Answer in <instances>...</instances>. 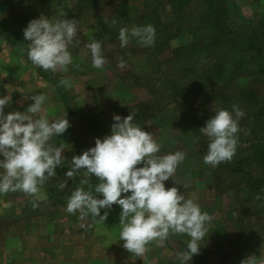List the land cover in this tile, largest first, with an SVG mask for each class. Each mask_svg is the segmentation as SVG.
I'll return each mask as SVG.
<instances>
[{
  "label": "rangeland",
  "instance_id": "obj_1",
  "mask_svg": "<svg viewBox=\"0 0 264 264\" xmlns=\"http://www.w3.org/2000/svg\"><path fill=\"white\" fill-rule=\"evenodd\" d=\"M252 5L244 0H0L3 88L21 82L26 86L24 81L30 86L41 80L55 83L49 86L50 97L66 99L70 114L77 109L85 115L70 122L80 132V154L86 146H95L97 138L111 134L114 115L130 114L162 145L157 155L186 153L165 185L177 187L211 217L200 253L191 264H241L249 255L264 253V18L251 15L252 9H240ZM41 15L77 23L78 35L68 47L72 63L55 72L34 66L27 58L29 42L23 29ZM146 25L155 29L151 46L130 37L121 47V28ZM93 39L101 43L106 60L100 69L92 66L87 48ZM121 61L124 67L119 66ZM233 105L244 113L238 121L235 155L212 167L203 160L209 140L200 129L217 110L231 111ZM89 136L91 143L86 140ZM63 178L61 183L67 179ZM57 185L46 189L58 196L63 189L65 202L55 207L67 208L68 194L63 191L77 185L71 179L63 188ZM28 194L0 193V264H65L70 251H54L51 241L64 242L69 235H53L47 228L49 220L43 218L54 204L46 205L32 195L23 198ZM119 217L105 220L106 224L91 223L97 230L110 228L102 243L113 247L119 242ZM80 240L93 239L80 235ZM189 240L187 234L170 233L163 242L150 241L141 263L135 264H180L176 254ZM98 241L93 240L90 262L77 252L79 264H133L135 255L120 259L117 248L100 258Z\"/></svg>",
  "mask_w": 264,
  "mask_h": 264
},
{
  "label": "clouds",
  "instance_id": "obj_2",
  "mask_svg": "<svg viewBox=\"0 0 264 264\" xmlns=\"http://www.w3.org/2000/svg\"><path fill=\"white\" fill-rule=\"evenodd\" d=\"M27 43V58L45 71L55 72L72 63L68 50L77 35V23L66 18L52 20L41 15L31 20L23 29ZM138 38L145 46H151L155 39L152 25L121 28L119 40L126 47L129 38ZM91 52L92 66L100 69L106 63L101 52V43L93 39L87 45ZM124 67V62H120ZM61 83H65L61 81ZM25 112L5 113V107L12 103V95H0V193L23 191L38 192V185L57 175L56 169L62 165L64 145L53 147L49 141L63 135L71 126L67 116L49 121L40 115L46 102L43 93L32 95ZM244 113L233 105L232 110L219 109L200 129L209 140L203 160L212 167L229 161L235 155L239 131L238 121ZM111 134L97 138L95 146L75 155L71 166L65 172L67 180L83 177L72 190L67 201V212L89 213L94 218L106 220L113 205L121 208L119 241L123 248L135 256H142L146 245L153 240L163 242L170 233L187 234L190 240L186 248L177 252L180 264H191L199 255L200 242L207 232L211 217L203 212L192 199H185L177 187L166 188L165 182L173 178L186 153L170 152L157 155L162 145L153 133L147 132L134 122L132 114L112 117ZM143 165L137 167L138 165ZM95 176L99 183L91 190L85 185ZM175 182V181H174ZM176 183V182H175ZM103 198L98 199L97 195ZM259 198V197H258ZM241 264H264V253L249 255Z\"/></svg>",
  "mask_w": 264,
  "mask_h": 264
},
{
  "label": "crops",
  "instance_id": "obj_3",
  "mask_svg": "<svg viewBox=\"0 0 264 264\" xmlns=\"http://www.w3.org/2000/svg\"><path fill=\"white\" fill-rule=\"evenodd\" d=\"M254 1L255 0H244L245 5L246 4L249 5L252 2H253V5L252 6H241L240 9L243 12H244V10H251L252 9L251 15H257L258 17L263 19L264 18V0H261V3H259V0L257 1V3H255ZM231 2H233V0H231ZM246 15H247V13H245V16ZM42 81H44V82H42ZM24 82H25L26 86L22 85L24 83L21 82L20 84H17L15 86L4 87V88L2 86V83L0 82V95H8V94L12 95V103L9 106L5 107V113L14 112V111L25 112L27 107L33 103V101L30 98H26V97H30L32 95H38L40 93H43L46 96V102L43 106L42 112L37 114L34 118H38L40 115H43V116H46L49 119V121L51 122V121H54L56 119L64 118L67 116V119L69 120V122H71V121L75 120L76 118H82V114H83V117L85 116L84 113H81V111H79L77 109L74 110L75 111L74 113H76V114L74 116H71L74 113L70 114L71 107H70V104L68 103V101L66 99H64L62 97L56 98V95H54L53 97L52 96L50 97L49 91L51 90V88L49 86H55V83H52L48 80H41V81H38L35 84H33V86H30V83H28L27 81H24ZM20 85H22V86H20ZM56 88H58L59 90H62V88L57 87V85H56ZM122 112H125V110H123ZM79 135H80V132L78 130V127H69L68 130L63 135L58 136V137H53L49 141V144H51L53 147H58L61 144L64 145L63 151H62V163L63 162L66 163V168L65 167L61 168V166L58 167L56 169L57 175L53 176L52 178L47 179L43 185H38L39 190L37 193L28 194L27 196H25L23 198H26V197L32 195V197H36L37 200L44 202L46 205L50 204V203L54 204V207H52L50 209L52 212L44 213L43 218L49 220L47 228L52 229L53 235H62L63 237H66L67 235H69V237L67 238L68 240L64 241V242H58L55 239L53 241H51V242H55L54 246H53L54 251H63V250L64 251H70L69 254L71 257H70L69 261L66 262L65 264H79L78 259H76L74 257L75 255H77L78 251L83 252L84 256H81V257L85 263L90 262L91 260L88 258V256H89V253L91 250H95V246H93V244H94L93 240L94 239H100L101 240L100 242L98 241L99 245L96 248V249H100L99 250L100 251V258L107 256V253L111 249L117 248L116 249L117 255L118 256L120 255L118 258L122 257L123 259H125L127 257V254H131V253L123 248L124 242L119 241V242H117V245H114L113 247L109 246L108 243H105V242L102 243V241H107V237H108L107 235L111 231L110 228L107 229L105 227L101 230L100 229L97 230L95 228V225L91 226V223H94V222L97 223V222L101 221L100 219L94 218L91 215V213H89L86 216H81L79 211H77L75 213H69L66 210V204H65V206L58 204L59 206L55 207V205L57 203L64 201V199L61 198V194H62L61 192L63 189H59V192H60L59 195L60 196L55 195L53 192H51V191L49 192L46 189V186H48V185L58 184L57 186H61V184H62L61 182L64 179L63 177H65V172L68 171V169L71 166L72 157L75 155H80V153H79L80 142L78 139ZM91 137L92 136L86 137V140L88 141V139H89L88 142H90ZM92 147H94V146H92ZM86 150H88L87 146H86ZM0 159H2V157H0ZM60 169H62V170L58 171ZM0 171H2V170H0ZM81 178H83V177H80L78 179V181L75 179V177L72 178L71 180H73V183L78 186L79 180ZM97 183H99V180H94V178L92 177L89 180V184L87 185V188H90L89 186L94 187V185H96ZM74 189H75V187H74ZM74 189H72V190H74ZM72 190L64 189L63 194H68L67 196L69 198ZM89 190H91V189H89ZM9 192L2 193V194L8 195ZM65 192H67V193H65ZM94 195H97L98 199L103 198L102 196H100L98 194L94 193ZM34 199L35 198H33V200ZM5 203H6L5 208L9 209L10 205L8 204V201H6ZM63 207H64V209H62ZM104 211H108V216H107L106 221H110L109 218L113 219V218H117L118 216H120L121 208L117 205V207H115L114 209L102 210L101 215L104 214ZM50 217L54 218L53 226H51V224H50L51 223ZM119 219H120V217H119ZM102 221H104L103 224H106L105 220H102ZM49 232L51 233V231H49ZM80 235H83L85 237V239L89 237V239L92 238L93 240H85V241L80 240V241H78L80 239ZM48 248H50V247H48ZM132 259H131V262L133 264H135V262L141 263V260H142L140 258V256H135ZM64 262L65 261H62V264ZM150 263L153 264V261ZM102 264H106V262H104V263L102 262ZM143 264H145V263L143 262Z\"/></svg>",
  "mask_w": 264,
  "mask_h": 264
},
{
  "label": "trees",
  "instance_id": "obj_4",
  "mask_svg": "<svg viewBox=\"0 0 264 264\" xmlns=\"http://www.w3.org/2000/svg\"><path fill=\"white\" fill-rule=\"evenodd\" d=\"M260 59H262V58H259V60H260ZM263 61H264V57H263ZM260 63H262V62H260Z\"/></svg>",
  "mask_w": 264,
  "mask_h": 264
}]
</instances>
